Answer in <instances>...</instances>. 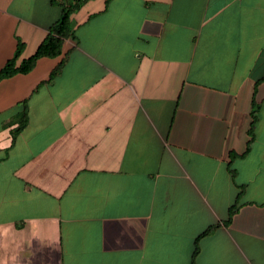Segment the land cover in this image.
<instances>
[{"label": "crops", "instance_id": "0c3cea01", "mask_svg": "<svg viewBox=\"0 0 264 264\" xmlns=\"http://www.w3.org/2000/svg\"><path fill=\"white\" fill-rule=\"evenodd\" d=\"M58 16L0 0V69ZM70 28L0 79V264H264V0H87Z\"/></svg>", "mask_w": 264, "mask_h": 264}, {"label": "trees", "instance_id": "16d2710c", "mask_svg": "<svg viewBox=\"0 0 264 264\" xmlns=\"http://www.w3.org/2000/svg\"><path fill=\"white\" fill-rule=\"evenodd\" d=\"M87 0H49L51 5H56L59 7V16L58 19L52 23L44 36V38L40 41V43L36 46L32 55L28 58L21 60L18 64L16 61L19 57L21 51V44L17 43L13 56L6 61L3 67L0 69V79L11 77L15 74H26L29 72L38 58L45 57V58H52L56 57L60 52V46L63 40L67 38L72 39V32L70 28V15L78 10L83 2ZM57 72V69H54L50 75L49 79H51ZM257 83V82H256ZM252 110L250 112V123L247 130V135L249 139L246 143V151L248 150L249 143L252 140V130L255 123V111L256 107L252 104ZM26 123V115L25 110H22V113L18 119V123L16 128L11 133V142L13 141L14 136L25 126ZM234 155L229 154V159H233ZM240 195V192L237 196ZM235 204L229 208L227 213V221H229L230 217L233 215L235 211ZM210 229L205 230L203 233L200 234L199 237L207 234ZM197 252L196 247V240L194 241V248L191 255V264H193V258Z\"/></svg>", "mask_w": 264, "mask_h": 264}]
</instances>
